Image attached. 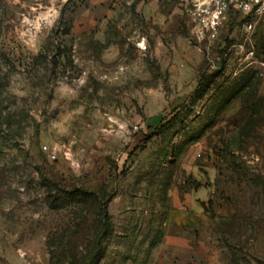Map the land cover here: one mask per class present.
<instances>
[{
  "label": "rangeland",
  "instance_id": "rangeland-1",
  "mask_svg": "<svg viewBox=\"0 0 264 264\" xmlns=\"http://www.w3.org/2000/svg\"><path fill=\"white\" fill-rule=\"evenodd\" d=\"M190 2L0 0V264H264V14Z\"/></svg>",
  "mask_w": 264,
  "mask_h": 264
},
{
  "label": "built area",
  "instance_id": "built-area-1",
  "mask_svg": "<svg viewBox=\"0 0 264 264\" xmlns=\"http://www.w3.org/2000/svg\"><path fill=\"white\" fill-rule=\"evenodd\" d=\"M184 10L197 39L215 42L232 10L243 16L245 31L252 33L256 27L255 18L264 14V0H191Z\"/></svg>",
  "mask_w": 264,
  "mask_h": 264
},
{
  "label": "trees",
  "instance_id": "trees-1",
  "mask_svg": "<svg viewBox=\"0 0 264 264\" xmlns=\"http://www.w3.org/2000/svg\"><path fill=\"white\" fill-rule=\"evenodd\" d=\"M243 21V20H242ZM162 124L159 122L158 123V127L159 126H161ZM157 128V127H156ZM104 208V207H103ZM108 218H109V216H108V213H107V211L106 210H103V219L105 220V221H108ZM107 228V227H106ZM104 229H105V227H104ZM99 245V244H98ZM53 247V246H52ZM97 248V247H96ZM59 248L57 249L55 246H54V248H51V250H50V253H51V258H50V264H61V263H63V264H66L67 262H66V258L64 257V256H62L61 254H59ZM84 259H86V257H84ZM84 259H83V261H84ZM69 264V263H68ZM96 264V263H95Z\"/></svg>",
  "mask_w": 264,
  "mask_h": 264
}]
</instances>
